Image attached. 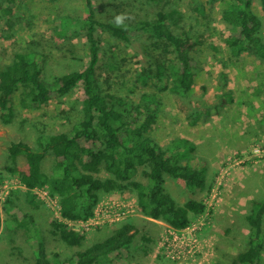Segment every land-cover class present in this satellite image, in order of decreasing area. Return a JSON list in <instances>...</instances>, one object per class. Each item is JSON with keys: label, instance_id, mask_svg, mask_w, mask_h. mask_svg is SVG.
Segmentation results:
<instances>
[{"label": "rangeland", "instance_id": "374dc122", "mask_svg": "<svg viewBox=\"0 0 264 264\" xmlns=\"http://www.w3.org/2000/svg\"><path fill=\"white\" fill-rule=\"evenodd\" d=\"M93 4L97 18L103 21L111 22L118 13L134 17L125 21L134 36L129 45L97 30L101 58L106 60V53L113 58L110 70L101 74L103 92L125 103L154 105L156 124L150 136L171 150L182 147L187 137L196 140L201 147L192 150L190 157L198 154L207 178L204 190L190 193L182 180L167 177L166 189L177 204L183 205L191 198L206 203L205 213L194 217L187 228L175 234H171L164 221L140 214L135 192L101 195L97 205L118 204L126 212L125 220L134 221L139 231L131 247L98 264H232L249 241L246 217L252 203L264 200V60L248 53L239 57L232 54L226 41L234 29L222 20L226 6L222 0H93ZM9 5L5 3L0 8V66L10 64L19 52L43 54L44 75L48 80L83 71L88 66L90 54L85 32L61 31L67 18L71 28L83 22L87 15L86 0H14L12 15L3 11ZM253 9L262 19L264 39L260 0L253 1ZM159 11L174 12L173 19L178 25L174 22L172 28L199 41L191 53L195 61L193 93L199 101L192 106L163 90L155 78H150L145 87L138 81L154 58L167 64L176 63L172 54H164L163 44L161 49L154 50V40L136 34L135 27L142 21L154 20ZM172 79L167 82L171 84ZM221 95L228 100L223 106ZM82 98L79 85L64 98L25 110L19 106L17 93L12 121L5 123L0 117V264H35L39 236L45 241L52 261L67 263L76 259L78 251L103 240L120 224H74L72 227L86 239L81 247H69L51 232L50 220L57 219L59 198L44 187L36 199L39 208L34 209L25 195L28 190L6 170L12 164L8 154L11 143L23 141L35 146L42 134L69 131L81 119ZM215 108V114L206 116ZM193 119L196 123L191 122ZM163 122L171 126L162 127ZM168 131L171 132L167 135ZM210 141L212 144L204 143ZM51 157L46 158L42 169L56 177L61 171L55 169ZM20 165L27 169L23 160ZM97 176L105 178L110 174L102 171ZM133 179L147 182L141 172ZM43 191L51 199L43 198ZM143 236L150 240L143 241ZM261 262L264 264V250Z\"/></svg>", "mask_w": 264, "mask_h": 264}, {"label": "trees", "instance_id": "16d2710c", "mask_svg": "<svg viewBox=\"0 0 264 264\" xmlns=\"http://www.w3.org/2000/svg\"><path fill=\"white\" fill-rule=\"evenodd\" d=\"M222 1L226 4L222 20L234 29L226 41L232 54L239 57L248 53L264 60L263 23L253 9L254 0ZM5 3L10 5L3 8L4 13L12 15L14 0H0V8ZM260 5L264 12V0H260ZM86 10L87 15L78 27L71 28L69 18L61 25L63 34H77L79 30L85 32L90 61L83 71L69 72L48 80L44 75L43 54L28 52L16 53L10 64L0 66V117L5 123H10L14 117L12 105L17 93L22 109L35 110L50 100L68 96L79 85L83 90L79 122L69 131L40 135L35 146L23 141L11 143L8 154L12 164L6 170L17 176L27 188L25 195L34 209L39 208V202L33 190L47 187L50 195L60 199V215L66 220H87L93 216L101 195L130 190L136 193L140 214L164 221L176 230L185 229L194 217L205 213L206 204L193 198L183 205L177 204L167 191L165 182L167 177H171L182 180L190 193L204 190L207 185L205 166L200 163L201 159L190 157L195 148L190 142L183 141L182 147L171 150L150 136L156 120L154 105L125 103L103 92L101 74L103 70H110L112 65L109 63L113 58L109 53L104 56L106 60L101 58L100 41L96 35L98 28L128 45L134 36L131 29L118 28L112 22L98 19L93 0H86ZM173 13L159 11L154 20L142 21L135 27L136 34L154 40V50L161 49L163 44L164 54H172L176 62L167 64L163 59L154 58L144 68V74L139 76L138 81L145 87L150 78H155L162 84L163 90L170 91L184 104L192 106L194 101H199L193 93L195 61L191 53L199 41L172 28L176 22ZM13 22L9 23L10 27L14 26ZM112 68L116 69V66ZM169 78H173L171 84L167 82ZM222 97L223 106L227 99ZM216 111V108L213 112L208 111L206 116ZM196 121L193 119L191 122ZM47 157H51L55 169L61 171L59 176L52 177L43 171L42 165ZM185 159L187 162L183 164ZM21 160L26 170L21 167ZM102 171L110 176H97ZM139 172L146 183L133 179ZM246 220L250 229L249 241L232 264H262L264 201L252 203ZM50 226L52 234L69 247H81L86 239L83 233L59 219H51ZM138 231L134 221H121L110 235L78 251L76 259L67 263L52 261L45 241L39 236L35 264H98L131 247ZM142 240L147 242L150 239L143 236Z\"/></svg>", "mask_w": 264, "mask_h": 264}, {"label": "built area", "instance_id": "2783aa9c", "mask_svg": "<svg viewBox=\"0 0 264 264\" xmlns=\"http://www.w3.org/2000/svg\"><path fill=\"white\" fill-rule=\"evenodd\" d=\"M23 187L25 189H27L24 185H23ZM41 190H44V189L36 188V189L33 190V192H35V194H37V196H40L41 195V193H40ZM44 194L45 195H42L43 198L46 197L48 199H51V197L49 195H47L48 193L44 192ZM58 203H59V201H58ZM57 215H58L57 219H59L60 221L66 223L72 229H74L72 227V225H74V224H81V225L90 224V225H93V226H100V225H104V224H108V223L121 222V221H124L127 218L126 212L122 211L120 209V206L118 204H116V203H110V204L107 203L106 205L99 203V205H97V208L94 210L93 216L90 217L87 220L70 221V220L63 219L61 217V215H60V204H59V207H58ZM169 227H170L169 231L171 232V234H175L176 231H179V230H176V229L172 228L171 226H169ZM181 230H184V229H181Z\"/></svg>", "mask_w": 264, "mask_h": 264}, {"label": "clouds", "instance_id": "9594fccd", "mask_svg": "<svg viewBox=\"0 0 264 264\" xmlns=\"http://www.w3.org/2000/svg\"><path fill=\"white\" fill-rule=\"evenodd\" d=\"M134 19V17L126 14V13H118L116 15L113 16L112 18V23L118 27V28H123V29H127V24L125 23V21L128 20H132Z\"/></svg>", "mask_w": 264, "mask_h": 264}, {"label": "crops", "instance_id": "0c3cea01", "mask_svg": "<svg viewBox=\"0 0 264 264\" xmlns=\"http://www.w3.org/2000/svg\"><path fill=\"white\" fill-rule=\"evenodd\" d=\"M220 98H221V102H222V95L220 96ZM227 99V98H226ZM227 102H228V100H227ZM226 102V103H227ZM225 105V104H224ZM156 123H154V125H155ZM154 125H153V127H154ZM190 125V124H189ZM168 126H171V125H167L166 124V122H163L162 123V127H168ZM153 129V128H152ZM171 131H168L166 134L168 135L169 133H170ZM177 136V135H176ZM175 138H177V137H175ZM187 138H189V139H187ZM186 139L188 140V142H190L191 144H193L194 145V149L196 150L197 148H199V147H201V145L196 141V140H194V139H191L190 137H187ZM198 138H200V137H198ZM203 138V137H202ZM158 141V140H157ZM183 141H186V140H183ZM159 142V144L160 145H162L161 143H160V141H158ZM204 143H211L212 144V141H210V142H204ZM197 144V145H196ZM200 145V146H199ZM203 146V145H202ZM205 150H206V147L204 148ZM217 150H218V148H217ZM216 150V151H217ZM198 157V154H195L194 155V158H197ZM184 164V163H183ZM256 201H264V200H262V199H258V200H256Z\"/></svg>", "mask_w": 264, "mask_h": 264}, {"label": "bare ground", "instance_id": "6f19581e", "mask_svg": "<svg viewBox=\"0 0 264 264\" xmlns=\"http://www.w3.org/2000/svg\"><path fill=\"white\" fill-rule=\"evenodd\" d=\"M59 201H60V199H59Z\"/></svg>", "mask_w": 264, "mask_h": 264}]
</instances>
